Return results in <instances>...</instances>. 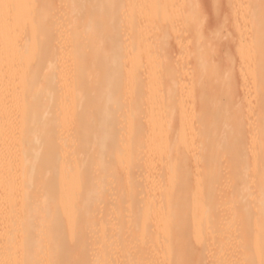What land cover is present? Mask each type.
I'll return each mask as SVG.
<instances>
[{"label":"bare ground","instance_id":"obj_1","mask_svg":"<svg viewBox=\"0 0 264 264\" xmlns=\"http://www.w3.org/2000/svg\"><path fill=\"white\" fill-rule=\"evenodd\" d=\"M0 264H264V0H0Z\"/></svg>","mask_w":264,"mask_h":264},{"label":"rangeland","instance_id":"obj_2","mask_svg":"<svg viewBox=\"0 0 264 264\" xmlns=\"http://www.w3.org/2000/svg\"><path fill=\"white\" fill-rule=\"evenodd\" d=\"M203 1H208V0H203ZM210 26H211L210 22H208V21L204 22L203 23V30L207 31L210 28ZM226 38H227L226 33H224L222 39L225 40Z\"/></svg>","mask_w":264,"mask_h":264}]
</instances>
